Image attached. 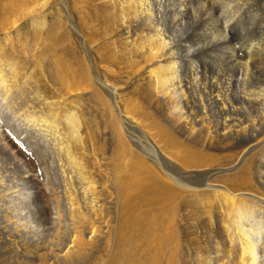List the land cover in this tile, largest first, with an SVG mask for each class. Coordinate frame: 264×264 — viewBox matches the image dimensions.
Here are the masks:
<instances>
[{
	"label": "bare ground",
	"instance_id": "1",
	"mask_svg": "<svg viewBox=\"0 0 264 264\" xmlns=\"http://www.w3.org/2000/svg\"><path fill=\"white\" fill-rule=\"evenodd\" d=\"M69 2L81 10L79 19L94 49L101 50L99 41L106 40L107 47H112L108 52L111 65L117 68L124 52L125 68L132 71V76L126 69L130 75L121 81L98 87L114 101L115 117L110 109L107 113L119 141L114 166L120 206L111 250L109 245L98 250L87 264H178L188 233H183L182 213L197 216L195 206L207 221L201 228L209 229L206 250L196 247L195 255L203 259L200 264H264V0ZM0 4V91L5 98L14 91L34 92L32 100L23 94L17 101L30 109L29 116L42 122L50 139L39 142V151L27 148L33 156L30 163L42 164L49 172L43 184L50 178L55 197L62 196L59 213L53 214L52 209L47 214L50 223L61 228L60 218L66 212L90 219L110 202L98 194L102 187L94 186V177L111 159L99 138L103 130L95 128L93 110L69 94L71 86H63L70 76L64 52L79 53L68 34L56 38L55 27L47 24L54 0H0ZM109 6L112 16H108ZM28 16L30 23L25 25ZM100 17L105 18L102 24L111 20L109 29L104 26L98 33ZM19 47L32 52L31 65L20 58ZM79 62L86 75L85 65ZM39 69H44L48 81L43 76L44 81L36 80ZM48 74L63 85L56 89ZM140 80H146V84L141 82L146 88L139 86ZM137 121L148 124L145 129L150 127L147 132L152 139L163 141V151L173 152L160 151L161 160L158 157L155 162L132 152L124 135ZM2 135V140L7 139L0 142V152L11 161L12 171L17 170L21 161L11 148L21 151L22 143ZM190 136L204 140L202 152L190 151L183 142ZM178 149H184L182 156ZM168 163L196 182L188 185L187 180L174 176L166 168ZM34 173L24 172L33 181L42 179ZM46 187L36 189L35 195L50 198L53 192ZM14 215L0 208V260L35 264L54 226L46 228L47 235L30 232ZM195 220L199 229L201 220ZM93 221L75 227L73 239L50 250L53 253L41 263L62 264L93 242L99 229L108 227L107 221ZM33 246L35 255L30 253Z\"/></svg>",
	"mask_w": 264,
	"mask_h": 264
},
{
	"label": "rangeland",
	"instance_id": "2",
	"mask_svg": "<svg viewBox=\"0 0 264 264\" xmlns=\"http://www.w3.org/2000/svg\"><path fill=\"white\" fill-rule=\"evenodd\" d=\"M58 1H59V3L57 4ZM54 2L56 3V5H55V8L50 12L49 20H46L47 24H49V26L55 27V31H54L53 35L56 38L61 37L63 34H68L69 37H71L70 43L73 42L72 47L79 54L73 55L70 52L69 53L67 51L64 52V54L66 55L64 59L68 63L67 66L70 70V76H69V78L66 79V82L63 83L64 85L61 84L60 82L58 84V82L54 78H52V76H50L51 74L50 75L48 74V75L50 77V80L54 83V87L56 89L58 87H60V85L71 86V90H70L69 94L74 99L79 100L82 105L87 104L86 106L91 107L89 109L93 110L92 115H94V117H96L95 123L98 125V127H95V128L103 130V132L105 133V134L104 133L99 134V138L102 140L103 144L105 143L104 144L105 148L110 150L109 156H110L111 162L110 161L108 162V164H109L108 166H107V164H105V165L103 164L98 169V172H96V177H94V180H95L94 186L100 185L102 187V189L100 190V188H99L100 191L98 194H100L101 198H105L106 201H110V202H107L105 205L103 204L101 209H100V212L97 213L99 215H96L94 217H90V219L88 218V216H87V218L86 217L81 218L78 215H75V217H72L71 215H67V212H66V213H64V215H61V218H60L63 221L61 228L57 227L58 223L57 224H55V223L51 224L50 223L51 220L48 218L49 215H47V214H49V213L52 214V212H50L52 209H53V211H55V213L53 212V214H56L58 212L57 208L59 209L58 205H59L60 198L62 196L58 195V197H55V194L57 195V193L55 191H54L55 193L53 192V190L55 188L52 190V185H50V182H49L50 178L49 177H48L49 178L48 182L43 184L44 179L46 180V173H47V176H49V172L45 171L44 167L43 168L41 167L43 165L40 164V167L42 168L41 169L39 166H37V164L35 166V164L30 163L33 156L30 155L31 152L27 148L30 147L29 149H31L32 151H34L35 149H36V151H39L41 149L39 147V145H41L42 142L43 143L49 142V140H50L48 137V133L46 131H43L44 127L41 124L42 122H40L38 118H35V117L32 118L31 115L29 116L27 114V112H29L30 109H28V107L22 106V104H23L22 102L19 103V101H17V97H20L23 94H24L25 98L27 97L28 100L29 99L32 100L34 98L32 96L33 90L30 89V91L26 90V91H23V93H22V91H17V92L14 91L12 93L11 97H8V98H5V95L3 94V92L0 91V134L2 135V133H3L2 136H4L6 134L7 137H11L15 141L18 140L16 143L21 141L20 143L23 144V145L19 144L20 149L22 148L21 151L20 150L17 151V148L14 146H12V148L7 146L8 148H11V151H14V153L17 155L16 159L18 161H21L22 166L17 170L12 171V169H11L12 165L10 166L11 161L9 160V158L6 157L7 155H4L2 152H0V206H1L0 208H2V206H3V207H5V210L7 212H9L13 215L15 214L14 216L16 218V221L19 224H25L27 226L26 229H28L30 232H37V233L41 232L42 234H46V228L52 227V225L54 226V230L51 232L52 234L51 235L48 234L49 236L46 234L47 237H46L45 242H44L46 250H44V254L43 253L42 254L37 253L36 258L39 257V259H38V261L35 262V264H42L41 262L45 261V259L48 258V256L53 253V251H50V250L56 249V247L60 246L62 244V242L65 243V242H68L71 239H73V236L75 235V229H76L75 227L79 226L81 228L83 226H86V223H87V221L89 222V220L91 222H94L93 220H95L96 222H100V223L103 221H107L108 227L106 229L105 228L99 229V233H101V232H106V233H101V234L97 233V236L93 240V242H91L88 246L82 247L79 250L80 252L71 256L72 258L70 257V259L69 258H68V260L66 259L65 261H67V262L64 261L62 263V264H85V263L87 264V262L88 263L91 262V260L97 254L98 250H100L102 248L104 249V247H108V245H109V249L112 247V242L115 240L114 238L116 235V228H117V222H118V216H119L118 210H119V206H120V202H119V199H118L117 194H116V184H115V179L118 176V173H117L118 171L116 170V168L114 166V162H115L114 160L116 159V157L119 153V150H118L119 149V141H118V137H117L115 130L113 128H111V126H110L111 122L109 120V116L107 113L109 111L108 109H110L112 111L111 112L112 117L113 118L115 117L114 116L115 114L113 113V107H112L114 101L112 99V95H111V97L106 96V94L101 92V90H98L99 89L98 87H102V86L104 87V85H109L110 83L112 84V80L121 81L122 76L125 77V76L130 75V74H128V72L126 71V69L128 70V68H125L126 64H125L124 58H126V54L124 52L121 53L123 55V57H122V55H119V59H117L118 62L115 64L116 66L117 65H119V66H117V68H116V67H113L114 65H111L112 59H108L109 58L108 52L111 51V49H112V47H110L111 45H109V47H107L109 42L107 43L106 40L99 41L101 47L102 46L103 47L99 51H96V49H94V45H92L89 42V39L87 36V31L84 30V28L80 22L79 18H80L81 10H79V9L77 10V9L73 8L70 5L69 0H66V1L65 0H54ZM66 7H68V8H66ZM109 7H111V8L108 9L110 11V14L108 16H110V15L112 16V6H109ZM59 9H61V10H59ZM30 18L31 17L28 16L24 19L23 22H25L24 23L25 25L30 23V22H28V20ZM104 19L105 18H102V17H100L98 19L99 27H97L95 29L96 32L101 33L104 26L109 29V27H110L109 21L111 19L108 18L109 20L107 19L105 21V24H102V21ZM62 23H63V25H62ZM25 25H23V26H25ZM58 29H60V30H58ZM76 44H77V46H76ZM122 47H123V45H122ZM119 48H120V46H119ZM18 51L20 53V58H22L23 61L28 66L31 65V62L33 63V58L31 57L32 52H26L25 53V50L22 49L21 47H19ZM23 52H24V55H23ZM237 54L239 56H241L239 51L237 52ZM79 60H81L86 67V71H87L86 75L82 69V66H81ZM43 64H45V63H43ZM45 66H46V64L44 65V67ZM112 68H115L117 70L113 69V71H114L113 72ZM43 70L44 69H41L38 72L36 71V73H37L36 80H42L43 79V81H44L43 77H46L47 81H48V76ZM129 70H130L129 73H131V76H132V71H131V69H129ZM88 74H90V75H88ZM41 76H43V77H41ZM67 82H69V83L71 82L70 83L71 85H69V83H67ZM72 82L74 83V86L72 85L73 84ZM106 82H108V83H106ZM141 82H142V80L139 81V84H140L139 86L144 87L145 85L143 86V84L144 83L146 84V80H145V82L143 81L144 83L142 82L143 84H141ZM18 87L21 90L22 85L19 83ZM144 88H146V87H144ZM138 89H141V87ZM108 94H112V92H109ZM99 96L102 97V99H103L102 102L98 98ZM21 100H23V99H21ZM59 100H61V99H59ZM122 101L124 102L125 100L123 99ZM123 104H125V103H123ZM127 109H128V106H127ZM94 110H95V112H94ZM35 119H37V120H35ZM137 123H139L140 125L137 124V126H134V128H133V126L129 127V130L127 129L129 132L128 133L129 135L127 134V132L124 135L125 142H126L127 146L129 147V149L132 152L136 151L141 157H143L144 160H148L149 162H152L154 160V162H155L158 160L157 159L158 157H159V160H161V156H160L159 152L160 151L162 152L163 151L162 149H165L163 146L164 145L163 141L151 138L152 133L150 134L149 132H147V129L151 130L150 127L145 129V126H147L148 124L142 123L140 121H137ZM42 127H43V129H42ZM6 139L7 138H4L2 140L0 138V142L5 143ZM182 139H184V138H182ZM184 140L185 141H183V142L187 143V144L186 143L185 144L190 149V151L192 148H194V150L202 152V150H200V149H201V147H204V145L202 146V144L204 143L203 139H200V138L195 137V136H190L188 139H184ZM36 143H37V145H36ZM34 146H35V148H34ZM49 147H50V144H49ZM49 147L47 146V149L50 151L51 147L50 148ZM197 148H198V150H197ZM166 150L163 151V154H165L167 151L169 152V154L171 152H173L171 149H168L167 151ZM170 150H171V152H170ZM205 150H206V148H205ZM178 152H179V155L182 156V154H184V149H178ZM206 154H208V153H206ZM26 156H27V158H26ZM28 156H30L31 158L28 159ZM30 165H32L33 168ZM29 166L31 167V169ZM22 168H23V170H22ZM34 168H36V169H34ZM166 168L168 170H170L171 172H173L175 174L174 176L179 177V178L181 177L182 180L183 179L187 180L188 185L192 184V183L194 184V182H196L192 178H190L188 176L186 177V175H183V171H181V169L178 168L177 166H174V164L168 163ZM20 170H22V171H20ZM24 172H26L27 174H32L35 172L34 174L37 173V175H39V178L42 177V179H38L37 181H35V180L33 181L32 179H29L27 174H24ZM42 172L45 175L41 176L40 174ZM102 185H104V187H106V186L110 187V189H109L110 197L108 196L109 192H107ZM45 186H47L46 189H48V190L51 189L50 191L53 192V195L51 196L52 198L51 197L47 198L46 196H38L37 197V195H35L36 189L44 190ZM59 196H61V197L59 198ZM40 197H44V198H40ZM107 197H109V198H107ZM58 198H59V201H58ZM30 199H31V201H30ZM50 199H51V201H50ZM27 205L28 206L31 205V206L28 207ZM7 206H8V208H7ZM54 206H56V208ZM103 207H104V209H103ZM195 209L197 212V216H195V217H191L190 215H188L189 211H185L182 213L183 219L185 220L184 226L186 225L184 228L185 232H183V233L186 234L188 232L185 236L187 238V244H186L187 246L185 245L186 250L182 251V254L184 256L180 255L178 257L179 259L177 258V261L179 262L178 264H200V262L202 263V260H203L202 258H200L201 260L197 258V256L195 255V251L197 249L196 247L203 249V251L206 248L207 236H209V231H208L209 229L207 230L205 228H203V229L201 228V225L203 223H207V221H206V218H204L205 215H201V213L198 212L199 208L195 206ZM190 211H192V210H190ZM38 212L42 213V214L39 215ZM51 216L52 215H50V217ZM94 218H96V219H94ZM196 218L201 220V223L199 222L200 223L199 229H197V224H196V220H195ZM220 224H218L219 228H221ZM194 227H195V229H194ZM193 232H195V233H193ZM197 238H199V239L201 238V239L198 240ZM188 239H189V241H188ZM46 240H47V243H46ZM192 240H194V241H192ZM188 243H190V244H188ZM34 247H36V246H33L30 248L31 251L33 250L32 252L30 251V253H33L36 251V249ZM203 253H205V252H203ZM203 253H202V255H204ZM214 253H215V250H214ZM33 255H35V254L33 253ZM181 257H183V260H181ZM4 262L5 261H3V259L0 260V264H6L7 263V262H5V263Z\"/></svg>",
	"mask_w": 264,
	"mask_h": 264
}]
</instances>
